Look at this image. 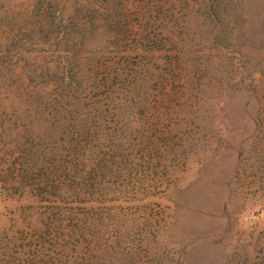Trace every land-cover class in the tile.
<instances>
[{"label": "rangeland", "instance_id": "obj_1", "mask_svg": "<svg viewBox=\"0 0 264 264\" xmlns=\"http://www.w3.org/2000/svg\"><path fill=\"white\" fill-rule=\"evenodd\" d=\"M0 264H264V0H0Z\"/></svg>", "mask_w": 264, "mask_h": 264}, {"label": "trees", "instance_id": "obj_2", "mask_svg": "<svg viewBox=\"0 0 264 264\" xmlns=\"http://www.w3.org/2000/svg\"><path fill=\"white\" fill-rule=\"evenodd\" d=\"M61 55H62L61 58L57 59V64H58V66L59 65L61 66V64L63 65V67L59 66L63 70L62 80L67 81V83H69L70 87H73V86L75 87L76 85H79L78 82L76 81L77 75L75 73H73L72 70L69 68H68L69 70H67V71L64 69L66 67L65 65H67V62H69L70 58H71V57H69V50L65 49ZM76 89H77V87H76Z\"/></svg>", "mask_w": 264, "mask_h": 264}]
</instances>
